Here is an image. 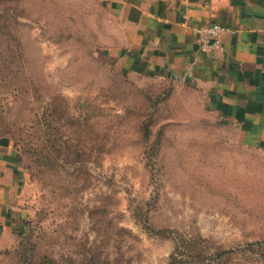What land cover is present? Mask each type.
<instances>
[{
	"label": "rangeland",
	"instance_id": "rangeland-1",
	"mask_svg": "<svg viewBox=\"0 0 264 264\" xmlns=\"http://www.w3.org/2000/svg\"><path fill=\"white\" fill-rule=\"evenodd\" d=\"M121 29L102 0H0V143L31 206L0 264H264V137L129 73Z\"/></svg>",
	"mask_w": 264,
	"mask_h": 264
},
{
	"label": "crops",
	"instance_id": "crops-1",
	"mask_svg": "<svg viewBox=\"0 0 264 264\" xmlns=\"http://www.w3.org/2000/svg\"><path fill=\"white\" fill-rule=\"evenodd\" d=\"M121 24L120 64L136 77L172 80L201 93L204 104L264 137V0H102ZM233 29L223 49L201 54L194 25ZM189 71L191 80L187 81ZM18 153L0 143V248L16 245L31 217Z\"/></svg>",
	"mask_w": 264,
	"mask_h": 264
},
{
	"label": "built area",
	"instance_id": "built-area-1",
	"mask_svg": "<svg viewBox=\"0 0 264 264\" xmlns=\"http://www.w3.org/2000/svg\"><path fill=\"white\" fill-rule=\"evenodd\" d=\"M233 29L219 23L194 25L192 33L201 54L210 55L214 51L223 49V36L232 33Z\"/></svg>",
	"mask_w": 264,
	"mask_h": 264
},
{
	"label": "trees",
	"instance_id": "trees-1",
	"mask_svg": "<svg viewBox=\"0 0 264 264\" xmlns=\"http://www.w3.org/2000/svg\"><path fill=\"white\" fill-rule=\"evenodd\" d=\"M28 227H29V224H27L26 226H23V234H25ZM23 245L26 246L25 243H23ZM28 253L29 252L27 250H26V253L22 254V252H21L20 258H21V262H23L24 264H32L33 263V255H32V257H28V255H29ZM47 262H48V259L46 256L40 257V263L39 264H48Z\"/></svg>",
	"mask_w": 264,
	"mask_h": 264
},
{
	"label": "water",
	"instance_id": "water-1",
	"mask_svg": "<svg viewBox=\"0 0 264 264\" xmlns=\"http://www.w3.org/2000/svg\"><path fill=\"white\" fill-rule=\"evenodd\" d=\"M191 73H192V71H189L188 76L186 78L187 81L191 80Z\"/></svg>",
	"mask_w": 264,
	"mask_h": 264
}]
</instances>
